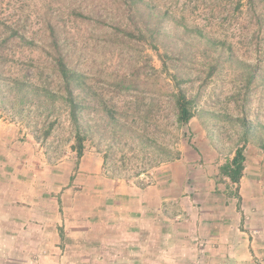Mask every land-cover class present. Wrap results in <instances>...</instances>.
<instances>
[{
  "label": "rangeland",
  "instance_id": "obj_1",
  "mask_svg": "<svg viewBox=\"0 0 264 264\" xmlns=\"http://www.w3.org/2000/svg\"><path fill=\"white\" fill-rule=\"evenodd\" d=\"M155 1L226 49L211 74L219 52L203 39L185 43L182 37L190 58L183 86L198 100L195 117L179 128L168 93L173 82L159 55L166 47L138 33L124 35L134 23L118 0H0V42L11 33L8 27L34 40L12 39L0 49L8 86H18L27 74L30 86L57 91L61 98L52 56L44 50L52 22L65 39L70 63L87 74L95 102L88 117L93 136L79 159L60 99L49 105L47 98L33 96L21 105L1 87L0 264H137L123 261V246L107 244L117 238L105 237L106 214L122 211L124 192L161 182L171 193L173 228L187 230L198 217L201 230L196 238L173 235L183 243L168 250L164 264H264V0H243L240 11L238 0ZM171 52L166 58L173 71L181 61L178 49ZM115 121L145 134L147 146ZM246 124L255 129L249 141ZM241 144L247 160L237 185L220 168ZM168 150L180 158L159 155ZM161 166L170 168L164 178ZM193 206L195 218L187 209ZM75 230L82 235L74 237ZM88 230L93 238L86 237ZM130 253L134 258L144 251Z\"/></svg>",
  "mask_w": 264,
  "mask_h": 264
},
{
  "label": "trees",
  "instance_id": "obj_2",
  "mask_svg": "<svg viewBox=\"0 0 264 264\" xmlns=\"http://www.w3.org/2000/svg\"><path fill=\"white\" fill-rule=\"evenodd\" d=\"M122 5H124V14L125 17L132 20L134 23V28L124 30V35L132 37L138 33V36L142 39L150 40L153 43H162L163 47H166V50L163 53L159 52V55L162 57L163 61V71L167 73L172 83V90L169 93L174 103V114L175 122L177 127H183L195 117V106L198 100V96H190L187 88L183 86V83L186 81V71L188 70L187 64L190 61L188 56L187 49L181 44L182 37H186L185 43L190 41H197V39H203L206 47L214 49L216 52H219L218 58L214 59V64L211 66V74L214 73V70L218 67L219 58H221L225 53L226 49L221 48L215 45V42L212 37L203 32V29L200 26L189 25L184 22L185 18L182 21L175 15L171 8L161 6L155 0H118ZM252 2V0H251ZM243 0H238L236 3L235 9L241 10ZM78 15L81 17L87 18L84 13L79 12ZM256 18L260 21L261 15L256 13ZM92 16H88L91 19ZM93 19V18H92ZM58 24H53L52 22L48 23L49 28V42L45 44V52L49 53L52 56L53 70L52 74L59 79L60 86L62 87L61 98H59L68 109L69 117L71 123L74 127V144L72 148L77 153V157L80 159L84 154L85 141L88 137L93 136L91 125L89 123L88 117L93 108L94 98L92 87L88 84L87 74L77 67L73 66L69 61L68 51L66 50L65 39L62 38V34L58 29ZM11 30V33L8 37L4 38L0 42V49L4 47L10 40L19 39L25 41L26 43H34L33 38L26 36L25 34H20L18 29H13L8 27ZM119 30V29H117ZM180 38V39H177ZM172 46L171 51L174 52V49H178L180 53L181 65L174 66V70L171 71L169 68L168 58L170 57L169 53H172L169 50V47ZM47 49V50H46ZM168 57V58H166ZM232 54H228V59H232ZM5 62V56L3 51L0 50V66ZM175 63L171 60V64ZM43 73L39 72V76ZM251 78H255L256 74L251 73ZM28 75H24L23 79L18 80V86L11 87L8 86L9 83L4 78L2 72H0V91L1 87L6 85L9 88L11 94H13L16 99L21 103V105L28 102L33 96L45 97L47 101L50 102L49 105L55 104L59 101L58 96L55 91L49 89H41L39 86H30L25 79ZM125 81V80H124ZM132 85V84H131ZM117 87L123 88V82L116 83ZM130 90L131 86H127ZM121 91V90H120ZM1 93V92H0ZM100 107L107 108L106 102L103 103L98 101ZM136 106V102L134 103ZM154 107V104H152ZM138 109V107H136ZM153 109V108H151ZM145 121L146 116H144ZM116 122V126L120 125V128L125 131V133L133 139H139L142 146H147L145 140V134H135L132 128H129L126 125H129V122L124 124H119ZM161 127V125H159ZM255 129L251 125H244V139L249 141L250 137L253 135ZM163 150V148H161ZM164 151V150H163ZM159 151V155L166 154L165 158L170 159H179L180 152H174L168 150L167 152ZM107 154L105 156V163H107ZM160 159V158H159ZM246 146L240 145L232 159L228 160L220 168L221 174L228 177L232 182L239 185L246 168Z\"/></svg>",
  "mask_w": 264,
  "mask_h": 264
},
{
  "label": "crops",
  "instance_id": "obj_3",
  "mask_svg": "<svg viewBox=\"0 0 264 264\" xmlns=\"http://www.w3.org/2000/svg\"><path fill=\"white\" fill-rule=\"evenodd\" d=\"M160 169L163 170L161 171L163 173L161 177L163 176L164 178V174H167L165 172L170 168L161 166ZM184 191H188L187 184H185ZM124 193L126 194V201L121 208L122 211L120 212L119 210L116 214L109 212L106 214L107 220H105V223H109L105 229V237L117 238L115 241L109 239L107 244L110 246L121 245V248L127 249L125 251L126 256H122L123 261H130L129 259H131V261L137 264L143 262L164 264V259H167L166 255L169 253L168 250L175 245L180 247L183 243L181 240L176 239L175 241V239L171 238L173 235L177 237L179 235L190 234L191 237L196 238L197 232L201 233L198 217H196L195 225L190 224L187 230L173 228V217L168 206L169 194L171 193H169L168 187L164 186L162 182L156 186H149L138 190L132 189ZM187 209L191 217L195 218L198 214L197 207L193 206V208ZM13 213L11 212L10 217H13ZM72 235L78 237L82 233L79 230H75L72 232ZM93 235H95L94 231L88 230L86 232L87 238H93ZM181 238L179 237V239ZM116 240L120 242L116 243ZM130 250H142L144 253L141 257L135 256L134 258H129ZM117 261L123 262L121 259Z\"/></svg>",
  "mask_w": 264,
  "mask_h": 264
}]
</instances>
